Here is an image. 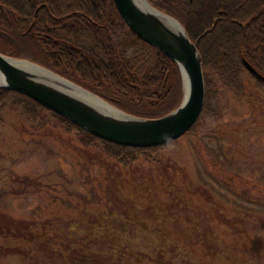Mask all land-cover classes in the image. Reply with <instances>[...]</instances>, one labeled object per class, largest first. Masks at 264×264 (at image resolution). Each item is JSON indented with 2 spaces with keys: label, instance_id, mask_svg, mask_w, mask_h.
<instances>
[{
  "label": "rangeland",
  "instance_id": "374dc122",
  "mask_svg": "<svg viewBox=\"0 0 264 264\" xmlns=\"http://www.w3.org/2000/svg\"><path fill=\"white\" fill-rule=\"evenodd\" d=\"M221 101L220 121L206 123L157 154L173 171L145 163L121 169L55 120L30 118L21 108L5 111L0 264L69 263L70 256L58 251L68 243L101 253L103 247H91L88 239L100 235L89 236L91 225L85 223L97 212H116L108 232L120 235L121 243L135 240L130 259L135 253L137 261L141 254L156 264H215L218 259L210 255L231 248L220 263L264 264V247L251 242L264 240V232L257 231L264 229L263 112L246 118L227 91ZM215 181L228 184L221 185L216 207L210 199ZM76 222L80 230L70 233ZM44 230L47 241L39 239ZM255 251L259 256L249 260ZM91 257L92 264H129L127 257L120 263L102 254Z\"/></svg>",
  "mask_w": 264,
  "mask_h": 264
},
{
  "label": "trees",
  "instance_id": "16d2710c",
  "mask_svg": "<svg viewBox=\"0 0 264 264\" xmlns=\"http://www.w3.org/2000/svg\"><path fill=\"white\" fill-rule=\"evenodd\" d=\"M0 2L6 3V11L0 10V29L8 32L14 39L2 42V45L0 41V53L39 64L140 118H161L181 105L184 97L183 79L178 65L140 39L121 17L113 0ZM148 2L184 26L191 40L197 43L203 59L205 105L198 121L187 134L173 143L151 148L113 144L95 137L11 89L0 90V123L5 111L23 109L21 111L30 118L47 117L55 120L66 133L76 134L85 147L100 151L121 169L145 163L173 171L157 154L186 136L196 134L206 123L220 121L223 91L230 94L235 108L243 112L246 118H255L262 112L264 116V83L251 75L243 64L245 58L264 76V0ZM27 30L33 36H21ZM2 39L5 40V37L0 36V40ZM221 185L224 189L228 187L226 181L223 184L215 181L211 187L216 189L210 194L214 207L222 200L217 196L222 191ZM114 213L116 212L92 213V220L85 222L91 225L89 230L84 228L90 233L89 236L95 231L100 235L98 239H88L92 242L91 247L95 244L103 247L101 253H96L91 247L86 250L68 243L67 249L58 250L70 256L69 263L64 264H92L91 255L96 254L112 257L119 263L126 259L128 253L133 251L130 245L135 240L132 242L129 239L128 242L121 243L120 235L115 237L108 232L111 227L107 226L115 225L109 223L110 218H114ZM77 229L80 230L76 222L68 231L72 233ZM257 231L264 232V229ZM116 234L121 233L117 231ZM42 238L46 241L49 239L46 230L39 239ZM251 242L257 248L264 247L263 238L253 239ZM185 247L187 245L184 250ZM229 250L227 252L222 249L210 256L214 260L218 259L219 262L215 264H232L225 260L220 263L221 257L231 255ZM138 256L140 260L137 261L134 253L131 259L127 257V262L156 264L146 257L142 259L141 254ZM258 256L255 251L254 257L253 254L250 255L249 260H255Z\"/></svg>",
  "mask_w": 264,
  "mask_h": 264
},
{
  "label": "water",
  "instance_id": "95a60500",
  "mask_svg": "<svg viewBox=\"0 0 264 264\" xmlns=\"http://www.w3.org/2000/svg\"><path fill=\"white\" fill-rule=\"evenodd\" d=\"M121 17L143 41L164 53L180 69L184 97L170 114L146 119L131 115L94 93L22 59L0 53V90H15L104 141L132 148L173 143L198 121L206 98L203 59L184 26L148 0H113ZM247 71L264 83L245 58Z\"/></svg>",
  "mask_w": 264,
  "mask_h": 264
},
{
  "label": "flooded vegetation",
  "instance_id": "af4514ba",
  "mask_svg": "<svg viewBox=\"0 0 264 264\" xmlns=\"http://www.w3.org/2000/svg\"><path fill=\"white\" fill-rule=\"evenodd\" d=\"M2 2H11V3H13V2H16L17 0H1ZM27 2H28V0H26ZM6 3H4V4H2L1 2H0V10L1 11H6ZM24 6H26V4L24 5ZM25 17V16H24ZM28 17V16H27ZM35 17H36V15H35ZM30 33V30H27V31H25L24 33H21V36H23V37H28V36H33L32 34H29ZM40 35H41V33H40ZM0 36H2V37H5V40H0L1 41V45H2V42L4 43H7V41L8 40H11V41H13L14 39L9 35V33L8 32H6V31H3V30H1L0 29ZM32 38V37H31ZM27 39H29V38H27ZM10 57V56H9ZM12 58H14V57H12ZM17 59V58H16ZM23 60V59H22ZM27 61H29V60H27ZM31 62V61H30Z\"/></svg>",
  "mask_w": 264,
  "mask_h": 264
}]
</instances>
